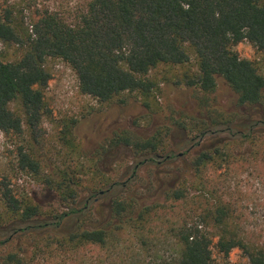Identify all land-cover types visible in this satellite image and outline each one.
Wrapping results in <instances>:
<instances>
[{"label":"trees","instance_id":"1","mask_svg":"<svg viewBox=\"0 0 264 264\" xmlns=\"http://www.w3.org/2000/svg\"><path fill=\"white\" fill-rule=\"evenodd\" d=\"M243 41L264 54V0H75L61 7L0 0V130L16 138L18 168L58 200L45 207L0 175V237L30 230L34 238L29 253L0 248V264H101L88 253L117 243L134 255L127 264H238L236 253L246 264H264V239L246 230L243 207L227 189L238 170L264 176V65L240 55L235 46ZM54 60L72 68L82 94L110 106L134 98L146 110L142 117L162 109L165 86L191 92L196 114L150 136L116 130L107 144L133 153L130 180L143 163L182 161L168 171L175 184L152 192L166 194L165 203L148 201L152 193H119L129 181L83 150L76 118L62 120L61 150L51 149L63 160L38 148L46 147L38 139ZM219 78L234 92L232 109L216 106ZM208 138L209 146L187 158ZM173 141L187 149L169 150ZM109 195L108 225H97L89 218L93 204ZM164 245L170 254L147 259Z\"/></svg>","mask_w":264,"mask_h":264},{"label":"rangeland","instance_id":"2","mask_svg":"<svg viewBox=\"0 0 264 264\" xmlns=\"http://www.w3.org/2000/svg\"><path fill=\"white\" fill-rule=\"evenodd\" d=\"M44 2L55 7H61L62 5L73 4L75 0H44ZM0 49L6 50L2 42H0ZM235 49L242 57L260 61L264 65V54L250 42L243 41L236 45ZM50 68L53 72V79L46 88L47 111L42 118L39 132L40 138L38 139L46 147L42 149L41 145L37 144L38 148L50 150V157H55L54 154H51V149L55 147V149L61 150L58 129L62 125V120L70 117L76 118L78 119L76 134L83 150L89 157L93 158V161L101 169L112 174L114 178L119 181H129V185L120 189L119 193L126 196L133 193L140 195L144 193L153 194L154 196H146L148 201L152 202L160 199L161 203H165L166 194L162 195V192H152L159 189L161 184L165 187L175 184V174L168 171H175L174 167L183 165L182 161L178 160L176 163L169 165L163 163L157 165L155 162L143 163L137 168V177L130 180V176H132L134 171L132 168L134 165L133 153L128 147L108 148L107 144L116 130L127 128L141 136H150L155 133L159 126L172 125L174 119L180 115L196 114L198 108L191 92L186 88L165 86L164 95L160 98L162 109L153 112L150 116L142 117L146 110L134 98L129 99L127 103L121 106L102 104L92 96L84 95L80 92L77 76L65 62L61 60L51 61ZM233 99L234 92L231 87L224 79L219 78L215 93L216 106L223 109H232L234 107ZM173 126L175 125L173 124ZM176 135H179V132L176 131ZM225 136V133L220 135L222 138ZM211 142V138H208L203 140L199 146L194 144L189 149L190 155L187 158L197 153L201 148L209 146ZM178 144L173 141L169 146V150L182 153L187 149L181 148ZM55 159L58 161L63 160L62 157H55ZM247 172L248 170H238L239 174L230 178L232 182L227 185L230 186L227 189L232 192L231 198L238 200L243 207L242 223L246 230L250 235L264 239V176L260 177L257 172L254 174ZM2 174L11 178L12 186L15 189L19 192L34 195L45 207L58 205V200H56V196L53 193L44 190L37 184L31 174L18 168L16 138L11 135L8 136L0 130V175ZM86 197L87 194L83 192L79 207H83ZM111 197L112 195L96 198V202L93 204V215L89 218H93V222L97 225H104L108 221ZM29 231L22 230L14 234L10 232L8 235L0 237V240H3L11 236L9 242L0 247L1 250L21 247L25 252H32L34 238L31 237V232ZM110 247L109 251L96 250L88 253V256L92 255L93 259L97 258L101 264H127L129 258L130 262L134 260L133 253L125 243H117ZM163 253L170 254L171 250L165 245L163 247L156 246L146 255L147 259L151 261ZM233 259H239L240 262L238 264H246L244 258L240 257L238 253L233 255ZM41 262L42 264H56V262L53 263L52 259L47 262L45 258ZM74 264H80V262Z\"/></svg>","mask_w":264,"mask_h":264}]
</instances>
